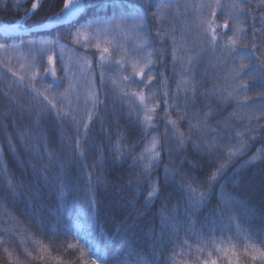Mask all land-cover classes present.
<instances>
[{
    "label": "trees",
    "instance_id": "obj_1",
    "mask_svg": "<svg viewBox=\"0 0 264 264\" xmlns=\"http://www.w3.org/2000/svg\"><path fill=\"white\" fill-rule=\"evenodd\" d=\"M33 1L26 0L17 8L16 4L0 5V20L6 24L23 20L25 27H35L59 15L64 2L43 0L39 9L24 19ZM126 1L140 3V0ZM240 2L244 12L236 22L242 41L236 48L244 53L253 52L251 26L254 24L259 49L254 55L264 72V47H261L264 33L260 31L264 29L260 19L264 17V8L257 0L254 4L262 13L258 14L251 7H244L242 0ZM106 8L113 11H90L74 23L75 27L74 24L59 25L28 36L0 34V49L21 51L27 62V58H31L41 69V75L36 78L21 79L22 76L16 74L17 67L27 62L15 53L8 54V63L16 75L0 65V264H91L93 260L96 264H152L154 258L155 264H203L212 259L217 264H253L252 248L264 250L260 243L264 238V141L251 139L253 134L264 133V116L258 110V101L264 98V88L259 86L261 80L254 77L248 82L245 96L239 98L242 102H225L217 89L219 81L209 76L205 78L201 69H196L195 79L183 71V62L179 61L173 69L172 49H183L185 40L182 34H173L167 24L162 27L167 31L161 36L168 51L155 66L163 76L153 79L155 87L150 85L151 91L129 86L130 81L123 87V77L132 76L128 74L129 67L121 70L114 65L105 71L101 85L95 60V87L103 103L94 108L87 96L78 103L68 92V76L62 58L57 53L52 57L58 70V80L53 82L45 75L49 45L41 44V49L38 46L46 42H52V48L69 45L72 43L69 33L73 35L81 25L121 17L130 19L141 14L134 9L136 7L122 10L109 4ZM148 18L156 19L151 11ZM218 18L222 22L217 21L220 26L217 33L225 34L227 29L223 25L227 21L220 6L208 14V21ZM236 22H230V31L234 32ZM154 40H158L157 36ZM174 40H179L180 44L176 45ZM226 43H222V50ZM159 48L157 43L154 56H160ZM234 61L242 62L239 57ZM243 62L242 76L247 70L246 63L252 66L255 61ZM234 65L233 62L231 67ZM118 70L122 72L117 77ZM226 73H219L221 82L227 79ZM229 78L235 84L240 77L232 70ZM201 80L204 83L198 84L197 93L200 101L197 108H189V112L196 115L186 113L183 105L177 108L176 97L183 100L186 88L189 89L187 96L191 97L192 84ZM209 90L205 98L203 94ZM140 91L149 107H156L150 122L152 126L144 120L140 106L123 102L122 98ZM161 98H167L169 104L166 106ZM49 101L57 108L52 109ZM247 105H257V108ZM58 111L74 116L79 123L70 118L60 120L56 116ZM90 113L91 120L88 119ZM205 113H211V118L206 120ZM168 119L176 121L175 127L168 125ZM83 124L88 125L87 132ZM164 124L172 130L170 133L165 132ZM248 125L252 126V131ZM181 133L185 141L183 148L176 139ZM77 140L81 144L79 149H75ZM154 141L158 143L150 155ZM193 141L201 146L200 151L194 148ZM161 144L165 149L162 152ZM156 152H160L159 159L153 160ZM232 152L236 154L230 157L228 153ZM142 156L145 158L141 159ZM76 157L84 160L83 168L78 164L63 167ZM94 162L103 163V171L95 167ZM137 163L140 167H135ZM221 164L225 167L220 168ZM146 165L155 181L154 187L159 190V198L152 196L153 186L136 183L137 179L145 178ZM177 172L180 174L176 175ZM214 174L218 182H214L215 187L209 193L207 184ZM165 175L174 182L164 185ZM45 176L50 181H45ZM100 176H103L102 182L98 181ZM191 177H195L196 182ZM98 183L99 188L90 190L91 185ZM62 185H66L63 195L57 191ZM189 186L194 190L191 193ZM137 189H141L142 194ZM201 193H205L202 204L199 203ZM91 200L98 201L95 207L90 206ZM186 208L194 219H207L210 226L202 229L200 223L177 225L176 217L184 221ZM174 226L178 231H173ZM161 235L162 243L156 247L153 257L151 245ZM69 244L74 247L70 249Z\"/></svg>",
    "mask_w": 264,
    "mask_h": 264
},
{
    "label": "rangeland",
    "instance_id": "obj_2",
    "mask_svg": "<svg viewBox=\"0 0 264 264\" xmlns=\"http://www.w3.org/2000/svg\"><path fill=\"white\" fill-rule=\"evenodd\" d=\"M9 1H12L13 3H9L8 0H0V5L4 6L6 4L8 6L9 4L11 5L16 4L17 6L15 7L17 8L20 7L19 5H22L26 0H9ZM256 1L257 0H248V2L251 4V10L254 13L258 12V14H262L260 11H258L259 8L256 9V6L254 4ZM32 3H37V0H34ZM42 3L43 0H39V5L37 10L39 9L40 5H42ZM170 4L171 7L165 10L163 15L159 18V20H157V17L155 20H151V22L155 23L156 25L154 26L152 31V38L153 39L156 38V31H155L156 28H162L167 24L170 25L171 30H173V34L180 33L182 34L181 35L182 39L185 40V45L182 46L183 49L181 47H178L176 50L177 63L179 61L180 63L183 62L184 65L187 67L186 56L189 55L192 57H198L200 62L199 65L196 67V69H201L205 78H208L207 76H209L219 81V86L217 87V89L219 90L220 95L224 99V101L227 103L242 102L241 100H239V98L244 97L246 91L244 90V88H242V84L249 82L248 77L243 75L244 80L241 81L239 78V80H237L235 84L229 78L230 71L232 70L234 72L240 71L241 62L237 64V62L234 61L233 57L227 55L225 49L223 50L221 49L222 43L225 41L227 42V40L224 38L218 40L217 46L215 48V50L218 49V51L214 52L212 46L208 43V41H210L211 39V34L208 33L207 35H205L207 24L201 23L202 21L204 22L208 21V14L210 13L211 10L216 9L219 6L223 7L224 16L226 17L225 21L229 23V27L225 32L226 34H229L227 35V37L235 38L234 34L238 32V29L240 30V27L236 22L237 17H240L242 15V14L240 15V8H241L240 0H219V4H217V0H172ZM110 5L112 7L114 5L117 7H121L122 10L123 9L128 10V8H134V7H136L134 9H137V6L139 4L136 3L134 4L133 1L130 2L123 0V5L121 6L120 0H116L115 4L110 3ZM206 5H210V6H206ZM62 10L63 7L60 9L59 14L62 12ZM94 10L97 13H101L102 11H107V10L113 11L111 8H106V7H103V9H94ZM94 10H90V11H94ZM30 11H32V8L30 9ZM84 14L85 13H81L80 16L76 17L74 21L64 25L77 23ZM140 16L141 14L133 18L126 19L127 22L121 25L119 28H108L107 33L104 35L97 34L98 42L100 43V46L109 48L108 56L110 58V61L112 62V65H114L117 68L118 65H115L114 61L121 60L122 63L124 64V69H126V67H129L128 74L132 76H134L135 70H138L139 67L143 66L144 57L147 56V51L140 48V44L144 39L143 33L139 28L134 27V23H139L138 20ZM122 18L124 17L119 18V20ZM192 20L195 21L192 23ZM108 21H96V22L100 23L102 26H105L106 22ZM213 21L215 22V24H217V21L219 23L222 22L221 18H218V20L215 19ZM231 21L237 23V24L235 23L236 25L233 27L234 32L230 31ZM21 24L23 25L22 28H17L12 31L18 32L20 30L29 29L28 27H25L23 22H21ZM6 25H9V27H11V25L13 24H6ZM76 32L77 30L75 31L73 36H75ZM93 35H94V31L90 30L88 32L82 33L78 40L72 39V43H70L69 45H59V46H54V48H52L51 45L53 43L46 42L45 44L40 43L38 46L41 49V44L45 45V47L49 45L48 48L49 54L45 58L46 60L45 65L49 73L47 76L50 77L53 82H57L58 80L57 77L58 70H56L57 67L56 60L52 57L57 53L62 58L61 62L66 71V75L68 76V78H66V85H68L67 88L68 92L78 100L77 101L78 103H80V100L85 96H87L88 99H90L92 102L97 97V89L95 87V60L98 63L99 58L98 56L93 57L91 55L92 52H95V48L89 47L87 49L89 55L85 57V51H86L85 44L89 40L93 39ZM85 37H87V40L85 39ZM240 41H242V38L239 36V38L237 39L236 46H238V43ZM173 42L176 45L180 44L179 40H174ZM157 43L159 44V40H157ZM210 47L211 49H209ZM9 53H15L20 58L22 55H21V51L16 52L14 50H10L9 48L0 49V65L4 66L5 69L7 70L11 69V72L13 73V69L8 63ZM49 57L53 59L54 63L52 64L48 63ZM24 59L27 62L25 57ZM27 59L29 60V62L18 66L16 74L24 78L28 77L30 80H32L31 78H36L38 75H41V69H40V65L37 62L35 64L34 61L33 62L31 61V58H27ZM88 60L92 61L91 66H89V64L86 62ZM233 62L235 65L231 67ZM133 65H136V69L133 68ZM246 66H247V70H246L247 72L248 69L251 68L252 66L247 63ZM52 70H55L56 72L55 78H53L50 74ZM121 70L115 72V75L117 77H118L117 74L122 72ZM224 71H227L226 73L227 79L221 82L219 73H222ZM116 79H114L113 82H115ZM126 86H127V82L125 81L123 87ZM230 93H231V97H229ZM129 95L130 96L126 98H122L123 102H128V104H132L134 107L140 106L141 108L138 97L132 96L131 94ZM35 97L37 96L35 95ZM86 101L87 99L84 102ZM145 103L147 102L145 101ZM165 126L166 124H164V129L166 132ZM167 127L169 129V126ZM171 138L172 139L174 138L172 134H171Z\"/></svg>",
    "mask_w": 264,
    "mask_h": 264
},
{
    "label": "snow or ice",
    "instance_id": "obj_3",
    "mask_svg": "<svg viewBox=\"0 0 264 264\" xmlns=\"http://www.w3.org/2000/svg\"><path fill=\"white\" fill-rule=\"evenodd\" d=\"M244 7L246 8H250L251 6L248 4V0H242ZM115 4L116 0H64L63 2V10L62 12L56 16V17H50L48 20V23H52V24H58V25H64V24H68L71 21H74L76 17L80 16L81 13H85L87 14L88 11L90 10H94L96 8H103V7H107L109 4ZM120 4L121 6L123 5V0H120ZM217 4H219V0H217ZM39 5V0H37V3H32L31 8L32 11L26 13V16L24 19H26L27 17H31L38 8ZM5 7H7V5H4ZM206 6H210V5H206ZM260 6L262 8H264V0H260ZM171 4H170V0H159V6H157V0H140L139 5L137 6V10L141 13V16L139 18V23H134V27L139 28L144 36V39L142 40V43L140 44V48L147 51V56L144 57V63L142 67H139L138 70L134 71V76H124L123 79L125 81H130V85H136V87L138 88H149L150 85H152V81L153 79H155L157 76H163V72H157L156 69V65L161 63V57H163L166 53H167V48L164 47V40L161 36L162 33L166 32V29L163 28H156V36L159 40V52H160V56H154L153 53L155 51H157V40H154L152 38V31H153V24L152 22L149 20L148 18V13L149 11L152 12V15L157 17V20H159V18L163 15V13L165 12L166 9L170 8ZM239 7V6H238ZM244 9L240 8V13L243 14ZM212 16L215 17L216 16V12L213 11L212 12ZM247 18V17H245ZM237 19H239V17H237ZM261 21L264 22V17H260ZM127 22L126 18H122L120 20H111L106 22L105 26H102L100 23L93 21L91 23H87L84 25H81L75 36L72 35V33H69V38L70 39H79L82 33L88 32L90 30L94 31V35H93V39L89 40L86 44H85V57H87L89 55L87 49L89 47H94L95 48V52H92L91 55L93 57L98 56L99 58V62L97 64V67L100 69L99 72V76H100V81H101V85H103V81H104V74L105 71L109 70L112 66V62L110 61V58L108 56L109 53V48L108 47H101L100 43L98 42V35H104L107 33L108 28H119L121 25L125 24ZM206 23L207 24V28L205 30V35H207L208 33L211 34V39L210 41H208V43L212 46L213 51H215V48L217 46V42L218 40H220L221 38H224L227 40V43L224 45V49L227 52L228 56L233 57V59L239 57L241 58V64H240V70L243 71V69L245 68V63L243 62L244 60H249V62L255 61V63L252 65L251 68L248 69L247 72L244 73V76L248 77L249 81H252L255 78H259L261 80L260 83V87L264 88V72L261 71V67L262 65L260 64V61L255 57L254 53L255 51H258L259 49L257 48V45L255 43V30L256 27L253 24L251 27L253 28V43H252V49L253 52L251 53H244L241 51H238L236 48V43H237V39L239 38V33H235L234 36L235 38H230L227 37L226 33L225 34H218L217 33V28L220 27L219 25L215 24L214 21H202L201 22ZM23 25L21 24L20 21H17L15 24L11 25V27H9L6 24L0 23V29H2L5 33L11 31V30H15L17 28H22ZM73 27H75V24L73 25ZM223 27L225 29H227L229 27L228 23L225 22ZM262 33H264V29L260 30ZM247 35V34H245ZM85 39L87 40V37H85ZM15 47V45H13ZM248 45H245V48H247ZM261 47H264V41L261 42ZM171 57H172V66L173 69H175L176 65H177V53L175 48L172 49L171 52ZM89 66H91L92 61L88 60L86 61ZM199 59L198 57H192V56H188L186 64L187 67H184L183 63L181 64V67L183 69V71L187 74L192 75L193 79H195V73H196V67L199 64ZM49 64L54 63L53 59L51 57H49L48 60ZM115 65L120 66L121 69H124V64L122 63L121 60H115L114 61ZM133 68L136 69V65H133ZM126 70V69H124ZM9 71H11V69H9ZM241 71H236L235 75L237 77H240V80L243 81L244 80V76L241 75ZM48 70L45 69V75L47 76ZM51 76L53 78L56 77V72L55 70L51 71ZM13 75H16L13 72ZM136 77H138L139 79H136ZM21 79H23V77H21ZM167 78H165L166 81ZM145 81H147L145 83ZM187 83V81H186ZM203 81H198L197 84H192L191 86V93L192 96L188 97L187 96V92L189 91V89H185V97L183 100H181L179 97H176V106L177 108L180 105H183L184 107V111L190 115H196V113H191L189 112V108H197V104L200 101V96L197 95V93L199 92V85H203ZM153 87H155V85H152ZM179 87V85H178ZM242 87L247 90L248 89V83H243ZM149 91H151V88H149ZM211 90H209L208 92H205L203 94V96L205 98H207L209 96ZM133 96L138 97L141 108L144 111V120L146 122H149V126H152L150 122L153 121L154 119V114L156 112V107H149L147 103H145V95L143 93V91L140 92H133L132 93ZM165 96H167V92L165 93ZM229 97H231V93L229 94ZM45 100L48 99L47 96L44 97ZM163 99L164 104L167 106L169 104V100L167 98H161ZM247 99V97L245 98ZM103 101L99 100V97H97L94 101H93V107L95 108L96 106H98V104H102ZM49 104H51L52 109H56L57 106L56 104H52L51 101H49ZM158 107V105H157ZM247 107L250 108H257V105H247ZM202 110V109H200ZM258 110L261 113V116H264V98L260 99L258 101ZM51 115V114H49ZM167 115V113H166ZM211 113H205V119H210L211 118ZM56 116L59 117L60 120H66V119H71L73 122H76L77 124L79 122L76 121V118L74 116L69 117V115L67 113H64L63 115L58 111L56 113ZM88 119L91 120L92 119V115L91 113L88 116ZM251 119V117H250ZM256 119L259 121L260 117H256ZM168 125H172L173 127H175L176 125V121H173L171 119H168ZM259 126V125H258ZM83 128L85 129V131L87 132L88 129V125L87 124H83ZM166 128V132H171V129H168L167 125L165 126ZM248 129L250 131H252V126L248 125ZM213 131H215L213 129ZM77 135H79V127H77ZM237 135H239V133H237ZM176 139L178 140L180 146L183 148L185 147V141L183 139V133L179 134V136L176 137ZM252 140H256V139H260L262 141H264V133H258V134H253V136L251 137ZM158 143V141H154L153 145H152V149L149 150V154L151 155V152L155 150L156 148V144ZM193 146L197 151L201 150V146L199 144H197L195 141H193ZM81 147L80 141L77 140L76 141V145H75V149H79ZM164 145L161 144L160 146V152L164 151ZM160 152H156L155 156L152 157L153 160H157L159 159V155ZM236 153L232 152V153H228V155L234 156ZM82 155V154H81ZM172 155V150H169V156ZM73 156H76V152L74 150L73 152ZM145 157H141V159H144ZM78 164L80 167H84L85 162L84 160L80 159L79 157H76L73 160H69L67 161L63 167L64 168H69L73 165ZM94 166L97 168H100L101 171H103V163L101 162H94ZM135 167H140L139 163H137L135 165ZM147 165L145 166L144 169V175L145 178L143 180L137 179L136 183L137 184H143V185H151L153 186L151 189L152 192V196L159 198V190H157L154 185H155V181L151 178V174L147 171ZM225 165L221 164L220 168H224ZM165 171H168V166L165 165ZM219 171V169H218ZM180 173L177 172L176 175H179ZM45 181H50V178L45 176L44 177ZM193 182H196L195 177H191ZM183 180V177H182ZM98 181H103V176L98 177ZM174 180H170L169 177L167 175H165L164 178V185H169L170 183H173ZM214 182H218L217 180V176L214 174L211 177V181L208 182L207 187H208V192L211 193L213 188L215 187V183ZM101 186L100 183L96 184V185H91L90 186V190H95L97 188H99ZM129 188H131V182H129L128 184ZM64 187H66V185H62L60 188L57 189V191L63 195V189ZM179 187L181 188V191H183V184L179 185ZM136 191H140L142 194V190L141 189H137ZM192 191H194L193 189H191V187L189 186V192L191 193ZM204 197H205V193H201L200 195V201L199 203H203L204 202ZM151 199V197H150ZM98 201L97 200H91L90 201V206L91 207H95L97 205ZM133 207H135V205H132ZM147 207V205H146ZM173 211L175 212V209H173ZM146 214V213H143ZM143 214H138V215H143ZM196 223H200V226L202 229L204 228H208L210 226V222L205 219L204 221H200L198 219H194L193 216L191 215L190 209L186 208L185 209V213H184V221H181L179 219V216L176 217V224L179 225L180 227H184L186 224L187 225H194ZM173 231L176 232L178 231L177 227L174 226L173 227ZM153 235H155L153 233ZM163 240V236L161 235V237H157L153 244L151 245V252L153 257H155V249L156 247H159L162 243ZM87 243V242H86ZM260 243L262 245H264V238H261ZM68 247L71 249L74 246L69 244ZM81 253H83V249L80 250ZM235 254V253H234ZM247 254V253H246ZM209 256H211V253H209ZM251 261L253 262V264H255L256 261H259L260 264H264V250H261V248H257V247H253L252 248V254H251ZM91 264H96V261L93 260L91 262ZM146 264V262H145ZM152 264H155V258L152 261ZM203 264H217V261L215 259L212 260H205L203 261Z\"/></svg>",
    "mask_w": 264,
    "mask_h": 264
},
{
    "label": "water",
    "instance_id": "obj_4",
    "mask_svg": "<svg viewBox=\"0 0 264 264\" xmlns=\"http://www.w3.org/2000/svg\"><path fill=\"white\" fill-rule=\"evenodd\" d=\"M0 23H2V21L0 20ZM4 24V23H3ZM58 24H52V23H48V21L42 25L39 26H35L29 29H25V30H20L18 32H13V31H9L7 33H5L2 29L0 31V33L6 37H16V36H28L34 33H40V32H44V31H48L51 28L55 27Z\"/></svg>",
    "mask_w": 264,
    "mask_h": 264
},
{
    "label": "bare ground",
    "instance_id": "obj_5",
    "mask_svg": "<svg viewBox=\"0 0 264 264\" xmlns=\"http://www.w3.org/2000/svg\"><path fill=\"white\" fill-rule=\"evenodd\" d=\"M12 31V30H11Z\"/></svg>",
    "mask_w": 264,
    "mask_h": 264
}]
</instances>
